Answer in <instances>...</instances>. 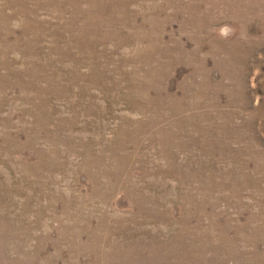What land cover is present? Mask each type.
I'll return each instance as SVG.
<instances>
[{
    "label": "rangeland",
    "instance_id": "obj_1",
    "mask_svg": "<svg viewBox=\"0 0 264 264\" xmlns=\"http://www.w3.org/2000/svg\"><path fill=\"white\" fill-rule=\"evenodd\" d=\"M0 264H264V0H0Z\"/></svg>",
    "mask_w": 264,
    "mask_h": 264
}]
</instances>
